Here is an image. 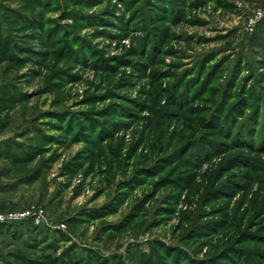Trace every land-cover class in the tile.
<instances>
[{
  "label": "rangeland",
  "instance_id": "rangeland-1",
  "mask_svg": "<svg viewBox=\"0 0 264 264\" xmlns=\"http://www.w3.org/2000/svg\"><path fill=\"white\" fill-rule=\"evenodd\" d=\"M263 6L0 0V264H264Z\"/></svg>",
  "mask_w": 264,
  "mask_h": 264
},
{
  "label": "built area",
  "instance_id": "built-area-1",
  "mask_svg": "<svg viewBox=\"0 0 264 264\" xmlns=\"http://www.w3.org/2000/svg\"><path fill=\"white\" fill-rule=\"evenodd\" d=\"M264 18V6L254 10L246 21V30L251 32ZM31 221L34 225H43V209L41 207L29 206L19 210L0 212V225L15 224Z\"/></svg>",
  "mask_w": 264,
  "mask_h": 264
},
{
  "label": "trees",
  "instance_id": "trees-1",
  "mask_svg": "<svg viewBox=\"0 0 264 264\" xmlns=\"http://www.w3.org/2000/svg\"><path fill=\"white\" fill-rule=\"evenodd\" d=\"M28 224H30L32 226V223L28 222ZM9 226H12V225L2 224V225H0V228H8Z\"/></svg>",
  "mask_w": 264,
  "mask_h": 264
}]
</instances>
